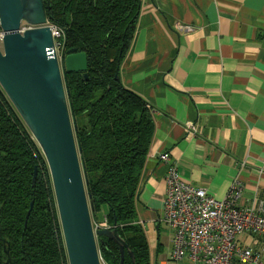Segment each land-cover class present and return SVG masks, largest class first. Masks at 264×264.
I'll list each match as a JSON object with an SVG mask.
<instances>
[{"label":"crops","instance_id":"1","mask_svg":"<svg viewBox=\"0 0 264 264\" xmlns=\"http://www.w3.org/2000/svg\"><path fill=\"white\" fill-rule=\"evenodd\" d=\"M118 84L156 111L135 218L147 239V264H175L173 231L161 220L159 152L217 199L235 184L237 205H264V0H140ZM186 124L199 132L186 135ZM236 242L259 252L251 264H264L257 237L240 233Z\"/></svg>","mask_w":264,"mask_h":264},{"label":"trees","instance_id":"2","mask_svg":"<svg viewBox=\"0 0 264 264\" xmlns=\"http://www.w3.org/2000/svg\"><path fill=\"white\" fill-rule=\"evenodd\" d=\"M42 3L46 24L62 28L59 51L77 48L87 57L86 80L80 72H64L62 81L85 191L92 201L91 220L110 226L115 221L134 264H147V239L135 218L156 111L118 83H109L119 75L133 39L140 0ZM101 205L107 211L97 220ZM98 250L105 264H119L113 241L100 237ZM0 264H68L47 164L1 87ZM124 264H130L127 252Z\"/></svg>","mask_w":264,"mask_h":264},{"label":"water","instance_id":"3","mask_svg":"<svg viewBox=\"0 0 264 264\" xmlns=\"http://www.w3.org/2000/svg\"><path fill=\"white\" fill-rule=\"evenodd\" d=\"M23 23L31 27L21 30ZM0 29V87L47 164L68 264H101L100 237L117 244L119 264H124V252L134 264L115 221L103 227L90 217L92 201L85 191L62 81L64 72H80L87 79L86 53L68 49L63 68L58 64L42 0H0ZM113 81L118 83L117 75ZM35 179L36 167L32 185Z\"/></svg>","mask_w":264,"mask_h":264},{"label":"built area","instance_id":"4","mask_svg":"<svg viewBox=\"0 0 264 264\" xmlns=\"http://www.w3.org/2000/svg\"><path fill=\"white\" fill-rule=\"evenodd\" d=\"M21 24L20 29L30 28ZM53 37L52 53L62 67L66 53L59 51L57 39L62 28L49 25ZM189 29V27H184ZM63 68V67H62ZM186 135L199 132L195 124L185 125ZM157 159L165 165L166 190L161 220L173 231L170 259L179 264L186 257L192 264H241L256 262L259 252L239 247L236 236L246 233L257 237L264 249V205L241 207L235 203L240 187L233 185L227 195L217 199L203 187L192 185L178 173L175 161L167 151ZM96 225L109 227L105 220ZM101 259V258H100ZM101 264H105L101 259Z\"/></svg>","mask_w":264,"mask_h":264},{"label":"rangeland","instance_id":"5","mask_svg":"<svg viewBox=\"0 0 264 264\" xmlns=\"http://www.w3.org/2000/svg\"><path fill=\"white\" fill-rule=\"evenodd\" d=\"M1 34H2V31L0 29V36H1ZM109 83H110V85L115 86V81H113V78L109 80ZM106 211H107L106 206L101 205L100 208L95 211V216H96L97 220L104 219L103 215L105 214Z\"/></svg>","mask_w":264,"mask_h":264},{"label":"clouds","instance_id":"6","mask_svg":"<svg viewBox=\"0 0 264 264\" xmlns=\"http://www.w3.org/2000/svg\"><path fill=\"white\" fill-rule=\"evenodd\" d=\"M23 24H26V23H23Z\"/></svg>","mask_w":264,"mask_h":264}]
</instances>
